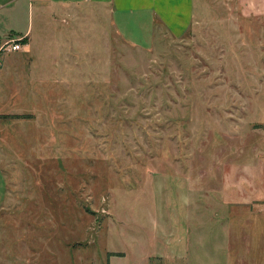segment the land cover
<instances>
[{"label":"rangeland","instance_id":"obj_1","mask_svg":"<svg viewBox=\"0 0 264 264\" xmlns=\"http://www.w3.org/2000/svg\"><path fill=\"white\" fill-rule=\"evenodd\" d=\"M53 8L0 0V43L28 29L68 80L41 100L56 107L42 112L41 145L16 148L10 192L21 205L9 203L0 264H210V251L241 250L234 223L209 240L210 204L215 186L229 199L264 193V16L195 0L184 33L151 37L135 24V45L108 3Z\"/></svg>","mask_w":264,"mask_h":264},{"label":"crops","instance_id":"obj_2","mask_svg":"<svg viewBox=\"0 0 264 264\" xmlns=\"http://www.w3.org/2000/svg\"><path fill=\"white\" fill-rule=\"evenodd\" d=\"M54 10H67L77 5H88L89 3H108L109 18L112 25H116L121 36H127L128 42L137 44V41L129 40L131 34H128L131 27L135 24L144 28L152 34L155 29H163L173 36H180L186 31L188 26L193 23L195 17V0H39ZM239 5L240 13L244 17L264 16V0H236ZM143 21V22H142ZM140 22L142 24L140 25ZM14 35L24 38L27 45L24 49L5 52L0 55V261L8 257V246H3V235L7 234L5 227L9 226V206L10 202L15 206L16 211L20 210V202L11 197L10 184L18 180L16 176H10V170L16 171L18 168L17 147H35L41 145V116L56 115L55 105H48L41 100H56L57 83H66L67 79H57V74L66 72L58 70L61 68L56 61L57 54H50L45 49L46 55L43 58L41 51L36 47L28 29L24 31H15L11 29ZM120 32H122L120 34ZM126 32V33H124ZM143 32V31H142ZM138 34H141L138 32ZM7 40V39H5ZM43 110V111H42ZM49 122L50 119H47ZM227 187L228 186H224ZM231 188V186L229 187ZM215 186V194L219 195L220 200L214 199V204L210 208L214 211L216 222L210 237L215 233V227L220 228L223 225L230 227V223L240 225L241 237L245 243L241 250H227L220 254L218 250L210 251V264H261V257H258L257 249H254V239L260 240L264 237V193L256 200L251 202L245 199H229L222 197ZM219 191V190H218ZM24 192V189L16 188L14 193ZM244 195V194H241ZM22 205V210L23 209ZM232 230V229H231ZM18 234V229L16 230ZM24 236V230H21ZM233 233L228 234L225 246H231ZM6 239V238H5ZM264 240V239H261ZM24 243L20 238L17 243ZM166 252L169 251V243L166 244ZM181 245V244H180ZM182 246V245H181ZM262 252V250H261ZM23 255V254H22ZM17 258L25 259V256L16 255ZM184 257L180 252L177 257ZM31 257H34L32 254ZM258 257V258H257ZM178 262V259H177ZM179 264V262H178ZM263 264V261H262Z\"/></svg>","mask_w":264,"mask_h":264},{"label":"built area","instance_id":"obj_3","mask_svg":"<svg viewBox=\"0 0 264 264\" xmlns=\"http://www.w3.org/2000/svg\"><path fill=\"white\" fill-rule=\"evenodd\" d=\"M24 38L17 37V38H8L0 43V55L5 52H14L18 50H22L26 47V41H23ZM1 64V59H0Z\"/></svg>","mask_w":264,"mask_h":264},{"label":"trees","instance_id":"obj_4","mask_svg":"<svg viewBox=\"0 0 264 264\" xmlns=\"http://www.w3.org/2000/svg\"><path fill=\"white\" fill-rule=\"evenodd\" d=\"M25 42V40H23Z\"/></svg>","mask_w":264,"mask_h":264}]
</instances>
